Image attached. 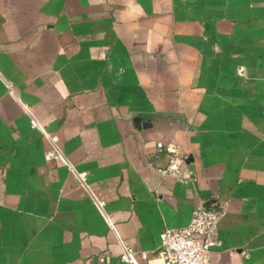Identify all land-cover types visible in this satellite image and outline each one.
Masks as SVG:
<instances>
[{"label":"crops","instance_id":"1","mask_svg":"<svg viewBox=\"0 0 264 264\" xmlns=\"http://www.w3.org/2000/svg\"><path fill=\"white\" fill-rule=\"evenodd\" d=\"M201 206L264 264V0H0V264H165Z\"/></svg>","mask_w":264,"mask_h":264},{"label":"built area","instance_id":"2","mask_svg":"<svg viewBox=\"0 0 264 264\" xmlns=\"http://www.w3.org/2000/svg\"><path fill=\"white\" fill-rule=\"evenodd\" d=\"M32 125L47 135L36 119H32ZM158 149L168 153V163L160 170L165 174L180 178L187 182L194 178L193 171L187 169L185 158L176 148L158 143ZM61 151L55 148L48 153L47 157H59ZM223 216L222 211L197 207L192 213L189 223L179 228H166L160 235V247L163 251L165 264H211L210 255L212 250L221 245L217 236L219 223ZM121 260L126 264H150L149 252H139L135 248L122 243ZM142 257L143 262L138 260ZM104 261V257L101 258Z\"/></svg>","mask_w":264,"mask_h":264},{"label":"water","instance_id":"3","mask_svg":"<svg viewBox=\"0 0 264 264\" xmlns=\"http://www.w3.org/2000/svg\"><path fill=\"white\" fill-rule=\"evenodd\" d=\"M138 121H141V122H142V117H138V118L136 119V122H138Z\"/></svg>","mask_w":264,"mask_h":264}]
</instances>
